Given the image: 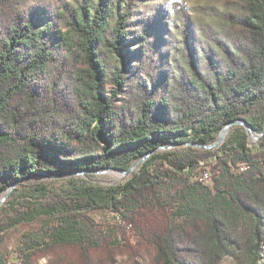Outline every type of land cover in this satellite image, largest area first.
I'll list each match as a JSON object with an SVG mask.
<instances>
[{"label":"trees","instance_id":"1","mask_svg":"<svg viewBox=\"0 0 264 264\" xmlns=\"http://www.w3.org/2000/svg\"><path fill=\"white\" fill-rule=\"evenodd\" d=\"M238 120L255 142L234 123L205 147ZM143 157L117 185L20 188ZM8 192L0 234L56 221L22 235L18 264H264V0L225 1L215 20L187 0H0Z\"/></svg>","mask_w":264,"mask_h":264},{"label":"rangeland","instance_id":"2","mask_svg":"<svg viewBox=\"0 0 264 264\" xmlns=\"http://www.w3.org/2000/svg\"><path fill=\"white\" fill-rule=\"evenodd\" d=\"M189 6L193 10H200L210 16V19H217L218 15L222 13V4L226 2H230L232 0H187ZM232 127V126H231ZM230 127V128H231ZM227 131V134L230 131ZM226 134V136H227ZM220 136V133L217 135V140ZM259 137L258 133H253L251 135V141L255 142ZM226 138V137H225ZM224 138V139H225ZM190 145L187 144H179V145H171L165 144V147H160L158 152H169V151H180L188 149ZM167 148V149H166ZM146 158H141L132 162L131 166L134 165V170H137L138 167L143 163ZM204 170H208V168H204ZM204 170L200 171L203 172ZM132 171V172H133ZM131 172V173H132ZM65 175L61 176H47L44 174H36L29 178H26L22 181L20 188L23 192H27L25 186L31 185H43L50 184L59 189H67L74 186H99V187H109L113 185H117L119 183L124 182L131 173H124L117 169H98L90 172H81L78 170L67 171ZM10 192H8L4 201L8 198ZM6 194H4L5 196ZM3 201V202H4ZM2 202V203H3ZM1 203V204H2ZM93 218L101 223H112L118 221V216L111 212L108 209L101 208L97 210H93L91 212ZM56 225L55 219H40L31 224H20L15 226L3 233L0 234V254L8 261V264H18L19 263V246L21 237L24 233L27 232H38L44 226L53 227ZM46 259H42L41 263H44ZM114 264H145L144 261H139L133 263L129 257L121 256L118 257L117 261Z\"/></svg>","mask_w":264,"mask_h":264},{"label":"water","instance_id":"3","mask_svg":"<svg viewBox=\"0 0 264 264\" xmlns=\"http://www.w3.org/2000/svg\"><path fill=\"white\" fill-rule=\"evenodd\" d=\"M234 123H240L242 125H244L247 130L251 133V135L254 133L251 126L245 121V120H238L236 122H231L229 124H227L221 131H220V136L218 138V140L216 142H214L213 144L211 145H207L205 147L207 148H214V147H217L218 145H220L223 141H224V138L226 137V134H227V131L228 129L230 128L231 125H233ZM160 147H165V145H161ZM145 157H143L144 159ZM134 170V165L131 166L129 169L127 170H120L124 173H131L132 171ZM81 172H84V171H81ZM66 173H62V174H59V175H55V176H61V175H65ZM48 176V175H47ZM8 194V193H7ZM7 194L5 196H3L1 199H0V205L1 203L4 201L5 197L7 196Z\"/></svg>","mask_w":264,"mask_h":264},{"label":"built area","instance_id":"4","mask_svg":"<svg viewBox=\"0 0 264 264\" xmlns=\"http://www.w3.org/2000/svg\"><path fill=\"white\" fill-rule=\"evenodd\" d=\"M199 177L201 180L205 181L206 183H211L209 170H204L203 172H200Z\"/></svg>","mask_w":264,"mask_h":264},{"label":"bare ground","instance_id":"5","mask_svg":"<svg viewBox=\"0 0 264 264\" xmlns=\"http://www.w3.org/2000/svg\"><path fill=\"white\" fill-rule=\"evenodd\" d=\"M229 130V129H228ZM167 149V148H166Z\"/></svg>","mask_w":264,"mask_h":264}]
</instances>
